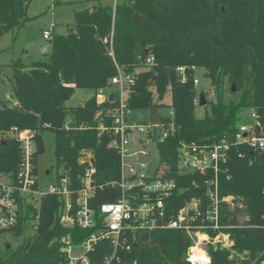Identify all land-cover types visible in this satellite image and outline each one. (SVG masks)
I'll list each match as a JSON object with an SVG mask.
<instances>
[{
  "label": "trees",
  "instance_id": "trees-1",
  "mask_svg": "<svg viewBox=\"0 0 264 264\" xmlns=\"http://www.w3.org/2000/svg\"><path fill=\"white\" fill-rule=\"evenodd\" d=\"M29 2L0 0V35L23 26ZM49 40L50 51L43 60L25 64L17 59L9 64L16 105L0 107V131L9 132L11 127L37 131L35 165L36 157L44 152L42 133L50 129L56 166L69 170L72 179L83 169L78 163L82 149L94 154L98 182L117 178L118 157L95 129L114 107L107 100L97 104L95 92L109 86L116 65L136 75L128 98L131 108L146 110L155 104L172 111L176 131L159 145L160 161L169 165L168 175L188 188L165 201L169 215L185 200L205 196L199 174L176 173L181 143L202 146L232 138L249 108L258 112L264 126V0H115L113 7L97 4L75 11L65 32L53 33ZM145 52L154 56L153 65L137 62V55ZM178 66L204 68L216 91L215 101L202 117L195 114L193 73L188 69V80L183 83ZM226 82L233 95L228 99L224 97ZM232 83L234 92L230 91ZM151 87L156 89V98ZM75 89L93 94L84 105L67 107ZM166 93L168 104L163 100ZM66 121L72 128H64ZM81 124L85 127L79 128ZM19 161V142L9 135L0 138V174L14 176ZM211 175L208 171L207 176ZM217 186L219 198L231 196L232 200L220 202V228L202 231L210 237L205 249L211 264H264V150L232 145L226 164L217 173ZM103 192L97 193L95 203L112 200ZM62 206L61 198L53 193L43 194L37 208L26 204L17 227L0 230V235L19 236L29 220L34 221L35 235L8 250L0 264H66L59 238L69 233L78 241L89 231L61 226ZM218 233L227 234L231 245L212 242ZM191 246L193 239L182 230H154L139 234L123 259L136 264H189L186 257ZM110 250L107 242L97 243L87 253L90 263L101 264Z\"/></svg>",
  "mask_w": 264,
  "mask_h": 264
},
{
  "label": "built area",
  "instance_id": "built-area-1",
  "mask_svg": "<svg viewBox=\"0 0 264 264\" xmlns=\"http://www.w3.org/2000/svg\"><path fill=\"white\" fill-rule=\"evenodd\" d=\"M42 35L49 39L50 32L44 30ZM136 60L140 65L154 64V56L148 52L138 54ZM188 69L194 67H177L183 83L188 80ZM135 80V73H125L116 65V74L111 77L109 86L98 88L95 92L97 104L106 100L114 103V107L100 118L95 129L97 137H105L107 146L118 157V175L115 179L98 182L94 154L90 149H82L79 151L78 163L83 169L76 180L68 175L69 170L61 168L56 181L39 190L34 187L37 183L34 163L37 131L16 127H11L9 132L1 131L3 134L0 138L9 135L19 142L20 161L14 176L0 174V230L9 231L17 227L24 216L25 205L35 207L34 199L37 197L39 200L46 193L58 195L63 202L59 219L61 226L89 231L78 241H74L69 233L59 238L60 252L66 264H91L87 253L93 251L101 241L107 242L111 248L101 264H136V261L130 263L124 260L123 254L132 251L141 233L178 229L190 236L195 245L204 229L220 228V202L229 203L232 197L219 198L217 173L220 166L226 164L232 145L264 150V126L260 115L254 108L247 109L243 114V123L230 139L222 137L202 146L180 144L176 173L181 176L192 172L199 174L205 185V196L197 195L185 200L175 213L169 215L165 201L188 188L181 187L173 176L168 175L169 165L160 161L159 145L176 131L172 111L162 108L163 113H160L161 108L157 107L160 118L157 122H151L148 109L131 108L128 98ZM192 81L195 87L197 78L193 77ZM144 111L148 113L146 122L140 118ZM98 115L99 112L96 113ZM83 127L85 124L79 126ZM64 128H72L70 121L64 123ZM151 150L156 151L157 157L151 154ZM208 171H211V176H207ZM99 191H104L112 200L95 203ZM223 235L218 233L212 242L227 244L228 235L227 238ZM207 240H210L209 236ZM78 251H82V255L73 257L72 254Z\"/></svg>",
  "mask_w": 264,
  "mask_h": 264
},
{
  "label": "rangeland",
  "instance_id": "rangeland-1",
  "mask_svg": "<svg viewBox=\"0 0 264 264\" xmlns=\"http://www.w3.org/2000/svg\"><path fill=\"white\" fill-rule=\"evenodd\" d=\"M97 4L113 7L115 0H30L26 9L27 19L23 26L18 31H9L0 35V107L3 104L7 106L16 105V103L13 104L12 102L14 99V86L11 80L12 70L9 64L17 59H21L25 64L43 60L50 51V40L43 37V31H49L50 37L53 33L62 34L66 30V25L73 22L75 11ZM191 71L193 77L198 80V84L194 87L196 94L195 114L197 117H202L205 111L210 110L211 103L215 101L216 91L211 85L209 78L205 76L206 70L204 68L194 67ZM229 86V83L226 82L224 93L226 99L233 96L229 92ZM150 89L152 96L156 98L155 87ZM200 93L205 94L206 104L203 106L198 104ZM92 94L91 90L75 89L70 99L66 102V106H82L90 99ZM163 100L168 104L170 95L166 93ZM159 112L163 113V109L161 108ZM140 118H142L143 122H146L148 113L144 111ZM2 134L0 131V136ZM42 139L44 152L36 157V178L39 190L51 186L61 172V168H58L55 163L53 131L50 129L43 131ZM151 154L157 157L155 150H151ZM33 204H35L36 208L38 207L39 200H37V197L34 199ZM33 224L34 221H27L25 229L19 236L12 232H3L0 235V260L6 256L8 250L17 248L25 239L35 235ZM201 237H197L195 242L200 241L199 247L205 251L207 241H201L205 239ZM222 245L228 247L231 243L228 239V243L225 244L223 242ZM81 255L82 251L72 254L75 258Z\"/></svg>",
  "mask_w": 264,
  "mask_h": 264
},
{
  "label": "clouds",
  "instance_id": "clouds-1",
  "mask_svg": "<svg viewBox=\"0 0 264 264\" xmlns=\"http://www.w3.org/2000/svg\"><path fill=\"white\" fill-rule=\"evenodd\" d=\"M188 252L191 253L186 257L189 264H211L212 258L202 249L197 251L195 247H189Z\"/></svg>",
  "mask_w": 264,
  "mask_h": 264
},
{
  "label": "water",
  "instance_id": "water-1",
  "mask_svg": "<svg viewBox=\"0 0 264 264\" xmlns=\"http://www.w3.org/2000/svg\"><path fill=\"white\" fill-rule=\"evenodd\" d=\"M236 90L235 88V84L232 83V86H231V89L230 91L231 92H234ZM111 97V96H110ZM198 104L200 106H203L206 104V99H205V94L204 93H200L199 96H198ZM148 111H149V119L151 122H157L160 118V115L158 113V110H157V107L155 104H151L149 107H148Z\"/></svg>",
  "mask_w": 264,
  "mask_h": 264
},
{
  "label": "bare ground",
  "instance_id": "bare-ground-1",
  "mask_svg": "<svg viewBox=\"0 0 264 264\" xmlns=\"http://www.w3.org/2000/svg\"><path fill=\"white\" fill-rule=\"evenodd\" d=\"M203 237V238H205V236H204V234L202 235V234H200V235H198V237L200 238V237ZM201 237V238H202ZM199 243H200V241L199 242H197L195 245H193L192 247H195L196 249H197V251H199V250H201L202 248L201 247H199ZM203 250V249H202ZM204 251V250H203ZM189 254H191V253H189Z\"/></svg>",
  "mask_w": 264,
  "mask_h": 264
},
{
  "label": "crops",
  "instance_id": "crops-1",
  "mask_svg": "<svg viewBox=\"0 0 264 264\" xmlns=\"http://www.w3.org/2000/svg\"><path fill=\"white\" fill-rule=\"evenodd\" d=\"M12 102H13V104H15V102H16V101H15V98L13 99ZM156 107H157V106H156ZM201 234H202V235L204 234V236H205V239H202V240L208 241V240H207L208 236H207L205 233H201ZM223 237H224V238H227V234L223 235ZM229 242H230V241H229ZM227 243H228V241H227ZM230 243H231V242H230ZM191 247H192V246H191ZM205 252H206V250H205ZM206 253H207V252H206Z\"/></svg>",
  "mask_w": 264,
  "mask_h": 264
}]
</instances>
